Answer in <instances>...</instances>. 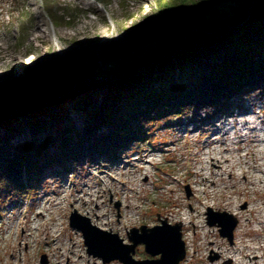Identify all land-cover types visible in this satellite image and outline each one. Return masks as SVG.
<instances>
[{"label":"rangeland","instance_id":"374dc122","mask_svg":"<svg viewBox=\"0 0 264 264\" xmlns=\"http://www.w3.org/2000/svg\"><path fill=\"white\" fill-rule=\"evenodd\" d=\"M183 1L90 0L88 5L89 1L86 3L83 0H0V83L28 76L31 72H55L87 50L98 54L91 47H104V50L111 49L119 56L112 61L99 57L95 79L100 81L97 89L103 94L115 78L121 79L129 70L138 69L137 74L144 73V61L155 54L160 57L176 52L173 48L182 45L184 36L175 28L171 27L165 39L151 42L145 41L147 38L143 36L135 43L134 33L130 32L149 19H161L165 7L171 5L178 8ZM202 1L190 0L188 6L193 7ZM21 23L26 25L25 29ZM46 29L54 31L56 37L52 39ZM84 94L57 107L45 108L10 121V124L0 128V137L15 143L16 149H22L31 141V137L26 136L30 122L42 118L47 122L57 119V124L49 131L53 133L63 126L81 128L84 113L76 109L74 102ZM225 106V111L207 107L188 109L180 115L161 116V119L145 125L142 135L146 136L141 142L121 150L114 157H100L94 152L90 155L88 145H82L79 148L80 159L44 169L40 179H32L34 181H30L29 186L25 183L17 188L1 186L0 264H56L51 258L53 238L50 235L42 236L43 230L50 232L53 224H59L60 237L57 240L60 248L75 245L81 253H77L76 257L83 256V264H104L102 258L88 254L82 232L70 226L74 211L88 218L92 226L97 224V228L107 233L118 234L125 243H129L127 233L130 229L141 226L150 228L160 225L161 220H166L170 225L181 224L183 213L187 212L192 215L196 226L203 225L211 233L205 239L200 230L182 227L187 256L180 264H233L222 252L232 251L235 243L239 245V227L245 229L242 244L259 247L264 242V225L255 222V212L250 210L264 201V190L253 192L239 176L232 181L245 191L237 193L203 195L196 191L193 184L200 180L195 176L201 164L198 153L208 149L206 142L210 132L206 129L210 121L222 115L250 112L252 108L256 116L264 120V86L247 89L242 96L230 97ZM58 113H65L67 118L62 120ZM12 126L22 131L21 135L11 138L7 130ZM260 148L257 144L250 147L254 159H258L256 152ZM9 153L12 151L6 154ZM24 177L28 181V175ZM225 179L230 181L227 176ZM89 195H92L90 199L97 201L86 203ZM65 196L66 202L54 211V202L51 201L58 202ZM214 202L216 205L209 207ZM42 205L49 210L44 212L46 226L35 234L32 220L40 217L39 207ZM209 211L226 212L238 221L232 244L220 235L219 223L214 227L209 226ZM249 212L251 216L247 221L244 215ZM100 219L103 222L106 219L109 226L99 225ZM26 221L29 223L24 225ZM196 232L200 239L195 240L193 247L189 237L195 236ZM27 234L35 238H28L25 245L23 236ZM257 254L262 255L263 250H257ZM135 258L142 260L149 256L140 247ZM61 262L76 264L69 262L67 257Z\"/></svg>","mask_w":264,"mask_h":264},{"label":"trees","instance_id":"16d2710c","mask_svg":"<svg viewBox=\"0 0 264 264\" xmlns=\"http://www.w3.org/2000/svg\"><path fill=\"white\" fill-rule=\"evenodd\" d=\"M189 2L168 5L161 19H149L130 32L135 43L143 36L151 42L165 39L172 27L184 39L173 48L176 52L147 60L144 73L131 69L105 93L95 90L76 99V109L84 113L81 128L63 126L53 133L57 119L30 122L26 136L31 141L22 149L0 137V187L29 186L44 169L80 159L82 145H88L90 155L114 157L145 138L148 122L188 109L225 111L230 97L264 86V0H203L193 7ZM91 48L105 61L119 56L111 49ZM7 132L11 138L22 133L16 126Z\"/></svg>","mask_w":264,"mask_h":264},{"label":"water","instance_id":"95a60500","mask_svg":"<svg viewBox=\"0 0 264 264\" xmlns=\"http://www.w3.org/2000/svg\"><path fill=\"white\" fill-rule=\"evenodd\" d=\"M98 68L99 55L87 50L55 72H31L28 76L1 82L0 128L20 116L57 107L73 97L95 90L100 82L95 79ZM208 217L209 226L219 223L220 235L232 244L238 221L226 212L209 211ZM70 226L82 232L88 254L102 258L104 264H180L187 256L182 225H170L166 220L150 228L132 229L128 233L130 244H125L118 234L92 226L88 218L76 211L71 214ZM140 246L149 258H135Z\"/></svg>","mask_w":264,"mask_h":264},{"label":"bare ground","instance_id":"6f19581e","mask_svg":"<svg viewBox=\"0 0 264 264\" xmlns=\"http://www.w3.org/2000/svg\"><path fill=\"white\" fill-rule=\"evenodd\" d=\"M83 1H86V3L89 1L88 5H90V0ZM41 25L43 26V24ZM46 30L49 32L52 39L56 37V33L54 31H50L49 29ZM46 30L44 33H46ZM155 55L149 60H154L155 58L159 57ZM146 61H144L145 64ZM21 71L24 73V70ZM107 90L108 89H106L105 92ZM260 118L261 116H256V113H254L252 108V111L250 112H243L242 114L238 115L230 114V116L222 115L221 117L210 121L206 129L207 132H210V136L206 142L208 143V149L207 151L200 150V153H198V156H200L202 160L200 159L201 164L198 170L195 172V176L200 180L193 183L198 193L203 195L210 194L212 196L220 193L230 194L237 193L236 191H245L242 187L238 188L237 184L232 181L236 176L243 177L245 180L244 184L251 187L250 189L253 192L264 190V120ZM253 144L261 146V148L257 149L256 152V157L258 159L253 158V153L250 149ZM149 163H151V161H149ZM212 167H216V169H213ZM145 174L147 176L148 172L146 171ZM226 176L229 177L230 181H226ZM251 179L255 180V182H249ZM199 187L201 188L199 189ZM95 193H97V191ZM66 197L67 196L60 198L58 202L52 200L51 203L54 202L52 209L55 211L56 207L63 206V204L66 202ZM88 197L89 198L85 200L86 203L89 201H97V199H90L92 195H89ZM260 203L261 204H257L252 207L250 211L255 212L254 214L257 217L255 222H257L259 225H264V201H260ZM48 205L51 207L50 203H48ZM212 205L215 206L216 202L213 204L211 203L209 207H212ZM227 205H229L231 208H234L231 203H228ZM39 209L40 217L34 218L32 220L34 224L33 231L35 234H38L39 230L46 226L44 212L49 211L44 207V205L40 206ZM251 212H249L247 215H244L247 221L250 219ZM235 215L237 214L235 213ZM99 222V225L102 227L109 226L106 219H104V222L100 219ZM28 223L29 221H26L24 222V225ZM180 223L182 227L188 226L190 228L192 227L191 229L194 231H196V229L200 230L205 239L211 233L206 231L203 225L196 226L193 223L192 215L187 212L183 213ZM20 224H22V222ZM95 225L98 226L97 224ZM58 226L59 224H53L50 228V232H46V229H44L42 233V236L50 235V237L53 238V249L51 251V258L53 262L56 264H61L62 259L67 257L69 262L71 261L72 263L74 262L76 264H83V256L76 257L77 253H80V250H78L75 245L72 247L64 245L66 246L65 249L60 248V244L57 240L60 237ZM237 230L239 233L238 238L240 240L239 245L237 246L235 243L232 251L223 250L222 253L226 257L230 258L233 264H264V242H262L259 247L244 245L242 244L241 240L242 236H245V229L242 230V228L239 227ZM28 231L31 233L30 230ZM28 238H35V236H32V234L23 236V242L25 245L28 243ZM189 239L191 246L194 247L195 240H199L200 237L197 236L196 232L195 236L189 237ZM187 247L189 248L188 245ZM217 249L221 251L220 247H217ZM257 250H263V254H257ZM193 253L195 254L196 251L194 250ZM244 259L247 260L243 261Z\"/></svg>","mask_w":264,"mask_h":264}]
</instances>
